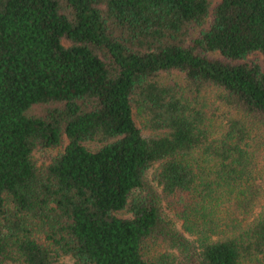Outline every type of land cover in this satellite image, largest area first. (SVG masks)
<instances>
[{
    "label": "trees",
    "instance_id": "16d2710c",
    "mask_svg": "<svg viewBox=\"0 0 264 264\" xmlns=\"http://www.w3.org/2000/svg\"><path fill=\"white\" fill-rule=\"evenodd\" d=\"M65 260L264 264V0H0V264Z\"/></svg>",
    "mask_w": 264,
    "mask_h": 264
},
{
    "label": "rangeland",
    "instance_id": "374dc122",
    "mask_svg": "<svg viewBox=\"0 0 264 264\" xmlns=\"http://www.w3.org/2000/svg\"><path fill=\"white\" fill-rule=\"evenodd\" d=\"M38 157L41 158L40 161H42V159L44 158V157H40L39 155H38ZM65 261H66L67 264H72L69 260H65Z\"/></svg>",
    "mask_w": 264,
    "mask_h": 264
}]
</instances>
